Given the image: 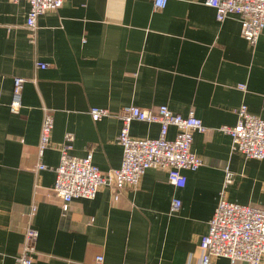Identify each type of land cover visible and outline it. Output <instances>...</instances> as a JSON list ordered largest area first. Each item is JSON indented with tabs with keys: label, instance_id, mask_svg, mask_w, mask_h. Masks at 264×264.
<instances>
[{
	"label": "crops",
	"instance_id": "crops-1",
	"mask_svg": "<svg viewBox=\"0 0 264 264\" xmlns=\"http://www.w3.org/2000/svg\"><path fill=\"white\" fill-rule=\"evenodd\" d=\"M28 10L23 0H0V264H15L32 202L33 264H95L98 256L102 264H200V241L220 199L264 209V160L233 153L221 131L235 126L241 105L264 120V29L252 48L238 17L217 22L204 0H167L162 10L153 0H65L38 17L32 42ZM15 77L26 80L18 114L9 111ZM129 105H164L181 117L194 111L205 128L191 145L200 168L183 172V188L148 169L117 200L105 187L62 211L52 188L65 136H73L69 154L90 152L107 175L122 162L118 113ZM43 107L53 131L41 160L47 168L37 171ZM93 107L109 115L93 121ZM129 134L156 139L159 125L133 121ZM174 136L170 127L167 139Z\"/></svg>",
	"mask_w": 264,
	"mask_h": 264
},
{
	"label": "built area",
	"instance_id": "built-area-1",
	"mask_svg": "<svg viewBox=\"0 0 264 264\" xmlns=\"http://www.w3.org/2000/svg\"><path fill=\"white\" fill-rule=\"evenodd\" d=\"M17 3L21 0H12ZM29 10L26 17V28L31 41H35L37 19L47 12L60 9L65 0H23ZM167 0H153V8L162 10ZM204 5L212 9L217 22L230 16H236L240 22V35L246 43L254 48L264 29V0H204ZM48 65L35 63L37 69H45ZM25 79H13L12 100L9 111L18 114L21 108V94ZM240 89H244L240 87ZM42 122L37 144L38 165L36 170H46L41 162L44 152L51 145L53 120L51 113L43 107ZM89 115L98 121L109 115V111L91 108ZM121 130L118 143L122 148V162L118 169L102 175L92 163L89 152L85 157L69 154L73 136L67 134L61 148L59 164L54 168L55 181L52 192L61 201L62 211H67L74 199H94L101 188H109L114 193V200L119 192L130 187L136 188L148 169H159L167 174V181L176 188L186 184L184 171H196L200 168L201 159L192 153L193 133H203L201 120L190 111L187 117H181L161 105L155 109H140L129 105L118 113ZM237 121L234 127H222L221 131L231 138L232 152L244 159L264 160V120L250 115L245 105L236 112ZM133 121L159 125L156 139L133 138L129 127ZM175 128V136L167 139L168 129ZM231 173L226 172L225 184L230 183ZM174 201L172 211L179 207ZM37 212V205L32 202L26 214L23 241L15 264H33L36 253L37 231L32 227ZM200 264H213L214 258H226L230 264L244 262L247 264H263L264 260V209L255 206H242L220 199L208 231L201 238ZM103 257L98 256L95 264H102Z\"/></svg>",
	"mask_w": 264,
	"mask_h": 264
}]
</instances>
